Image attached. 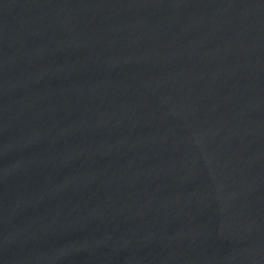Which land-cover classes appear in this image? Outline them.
<instances>
[{"label":"water","instance_id":"95a60500","mask_svg":"<svg viewBox=\"0 0 264 264\" xmlns=\"http://www.w3.org/2000/svg\"><path fill=\"white\" fill-rule=\"evenodd\" d=\"M0 264H264V0H0Z\"/></svg>","mask_w":264,"mask_h":264}]
</instances>
